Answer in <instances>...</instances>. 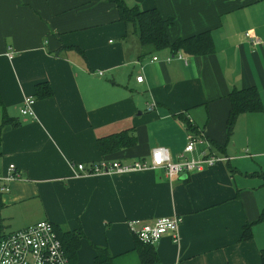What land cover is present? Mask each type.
Segmentation results:
<instances>
[{"label":"crops","instance_id":"crops-1","mask_svg":"<svg viewBox=\"0 0 264 264\" xmlns=\"http://www.w3.org/2000/svg\"><path fill=\"white\" fill-rule=\"evenodd\" d=\"M123 1L171 19L170 40L209 31L213 52L141 45L111 0H0V122H15L0 130V236L46 220L82 233L75 264H92L94 246L114 264H140L127 221L179 216L177 240L155 242L153 264H261L264 0ZM43 81L53 93L36 99ZM250 86L262 110L237 115L228 133V94ZM25 96L33 116L19 112ZM126 130L132 145L99 150V138ZM189 133L205 138L193 155L208 147L227 160L172 178L162 168L75 177L69 167L149 165L156 147L176 162ZM9 164L21 177L7 183ZM249 222L252 237L242 241Z\"/></svg>","mask_w":264,"mask_h":264},{"label":"built area","instance_id":"built-area-1","mask_svg":"<svg viewBox=\"0 0 264 264\" xmlns=\"http://www.w3.org/2000/svg\"><path fill=\"white\" fill-rule=\"evenodd\" d=\"M245 36L253 45H258L261 40L250 31ZM153 59H156L153 57ZM98 74H102L101 71ZM136 81L141 82L142 76H136ZM34 98L25 96L19 112L21 115L33 116L32 104ZM148 108L154 107V102H149ZM190 122V120H188ZM185 147L178 155L179 160L174 162L168 152L162 147L151 151L150 164L134 161L131 164H122L117 161L99 160L90 164L72 163L69 167L75 177L86 175H101L111 173H124L133 170L162 168L166 177L172 178L178 174L201 170L204 166H211L216 162L226 161L224 156L216 155L203 150L199 155H193L196 145L205 142L202 135L195 136L189 133L186 137ZM21 177L13 164L8 165V170L3 178L4 182ZM8 190V186H3ZM181 223L179 216L160 217L152 223H141L138 219L127 221V227L135 240L144 244H154L162 236L168 234L173 241L177 240L178 228ZM0 264H70V261L61 245V242L49 221L42 220L25 228L8 233L0 238Z\"/></svg>","mask_w":264,"mask_h":264},{"label":"trees","instance_id":"trees-1","mask_svg":"<svg viewBox=\"0 0 264 264\" xmlns=\"http://www.w3.org/2000/svg\"><path fill=\"white\" fill-rule=\"evenodd\" d=\"M118 10L119 20L129 23L141 45H152L155 48H169L172 51L182 50L189 55H207L213 52V41L209 31H203L188 37H178L170 40L167 26L171 19H165L155 7L140 9L137 5L128 6L123 0H111ZM53 91L47 81L38 82L34 85L36 99L50 97ZM230 108L226 121L228 133L231 132L237 115L244 112H258L262 110V102L259 92L254 86L242 89H234L228 94ZM3 125H15L10 117H4L0 122V130ZM1 141V135H0ZM134 137L128 135V131L101 137L97 145L102 153H110L121 147L132 145ZM219 147V146H218ZM264 220V209L260 212L257 222ZM251 222L242 227L240 240L245 241L252 237ZM53 228L61 242V245L70 261L76 263V253L80 245L81 234L78 230H63L53 224ZM2 236H0L1 238ZM133 250L137 253L140 264H153L157 261L153 244H144L137 240ZM92 264H114L112 256L106 247L94 246ZM260 262L264 264V249L259 252Z\"/></svg>","mask_w":264,"mask_h":264}]
</instances>
